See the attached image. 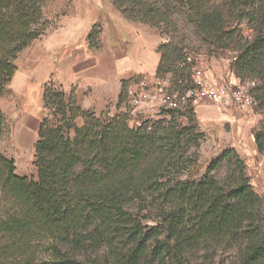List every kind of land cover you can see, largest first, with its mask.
Masks as SVG:
<instances>
[{
	"label": "trees",
	"instance_id": "16d2710c",
	"mask_svg": "<svg viewBox=\"0 0 264 264\" xmlns=\"http://www.w3.org/2000/svg\"><path fill=\"white\" fill-rule=\"evenodd\" d=\"M53 1L0 0V98L18 55L54 24L46 18ZM112 2L125 18L150 24L161 35L174 37L180 26L189 27L209 45L205 54L236 51L231 69L240 80L257 79L254 98L264 111V0ZM96 32L94 26L88 35L94 47ZM158 51L156 76L180 72V48L161 41ZM42 100L54 111L39 124L36 174L17 175L14 159L0 148V264H139L147 252L153 260L183 264L186 249L238 231L247 241L246 259H264L261 199L234 148L212 159L198 179L181 180L177 176L193 162L180 159L195 143L188 125L171 119L151 131L131 128L122 111L105 117L104 111L84 110L73 90L67 93L52 79L42 86ZM80 116L81 127L75 125ZM261 128L252 133L264 153V119ZM3 134L0 108V141ZM148 218L156 226H144ZM103 246L107 257L98 254Z\"/></svg>",
	"mask_w": 264,
	"mask_h": 264
},
{
	"label": "crops",
	"instance_id": "0c3cea01",
	"mask_svg": "<svg viewBox=\"0 0 264 264\" xmlns=\"http://www.w3.org/2000/svg\"><path fill=\"white\" fill-rule=\"evenodd\" d=\"M94 26L96 47L90 44L88 37ZM161 41L158 28L125 18L112 0H71L66 12L55 19L52 27L23 50L19 68L24 83L22 88L25 90L33 71L43 68L47 73L46 80L40 83L41 89L52 79L67 93L73 90L82 109L102 112L110 105L116 107L124 81L140 75L151 79L156 76ZM200 65L209 78L221 76L231 83L240 80L227 59L216 53L204 54ZM207 104L196 105L194 112L201 116L209 114ZM219 110L222 111L218 112L221 119L230 122L234 131L241 130L232 148H236V152L243 149L241 143L246 138L248 145L257 149L251 133L256 119L253 112L232 108ZM39 124L40 121L30 116H23L16 123V127L20 126L17 140L24 143L21 135L26 132L28 139H32L27 145L29 151L37 139ZM22 158H25L24 167L20 170L25 171L27 156Z\"/></svg>",
	"mask_w": 264,
	"mask_h": 264
},
{
	"label": "rangeland",
	"instance_id": "374dc122",
	"mask_svg": "<svg viewBox=\"0 0 264 264\" xmlns=\"http://www.w3.org/2000/svg\"><path fill=\"white\" fill-rule=\"evenodd\" d=\"M70 4L71 0H54L47 9L46 18L53 20L54 22L58 17L56 16L54 18L55 14L59 13V16L64 14ZM189 16L191 17L190 14ZM186 21L187 17L184 19V22ZM51 27L52 25H50L49 28ZM244 29H246V27H244ZM161 37L163 43H171L173 47L180 48L181 55L180 57H177L176 61L182 59L186 51H202L203 53L210 52L209 45H202L200 39L193 35L191 29L189 27H185V25L180 26L174 37L167 35H161ZM24 52L25 51L21 52L15 61L17 71L15 72L14 79L12 80L13 82L11 81L4 88L3 94L0 98V108L4 115V134L0 141V148L4 155L13 158L16 162L15 172L17 175L20 176L24 174L26 176H34L36 174V167L33 164L34 143L31 146L32 150L29 151L27 145H30L32 139L29 140V136H27V134L24 136L21 135L24 143H20V141L17 140L16 133L20 126L16 127V123H18L20 118L23 116L34 117L36 122L41 121L43 118L50 119L52 118L54 110L45 106L42 100V89L40 88V83L46 80L45 77L47 71L45 69L39 68L36 71H33V73L29 75V81L25 90L22 88L24 83L23 77L19 73V68ZM231 52L236 51L225 49H218L215 51L217 55L223 58L225 57L226 59L230 56ZM223 78L225 79V77ZM247 79L254 80L255 78H244V80ZM121 107L122 106L118 105L116 107L113 105L108 106V108L104 110L105 117H112L113 115L119 113V111H121ZM206 107L209 114L201 116L193 111V114L182 122L184 125H188L187 127L193 130V140L196 144L192 142L182 154V158H180L181 160L192 159L193 162L177 176L178 179L196 180L204 175L208 163L223 150L232 148L231 145L237 143L234 138H237L239 133H241V130L238 131V129L234 131L232 125L226 119H221L222 117L218 114L221 110H219V107L215 104L209 103ZM211 110L212 113H210ZM252 112L256 119L253 123V127L251 128V133L262 129L261 125L264 119V111L256 104V100L254 108H252ZM99 113L96 112L97 115H99ZM83 123L84 117L80 116L76 118V126L81 127ZM27 129L30 130L29 125L27 126ZM69 136H74V128L69 130ZM241 144L243 149L239 148L237 153L245 161L247 174L250 178L253 189L260 196L261 216L259 217V221L264 231V153H260L257 149L253 150L250 145H248L246 138H243V142ZM26 156L27 167L25 171H22L20 168L24 167L25 160V158L23 159L22 157ZM225 172L226 167L223 165L217 170V175L219 177L223 176ZM137 207V205L134 207V211H137ZM144 214L145 212L142 213V215ZM142 223L146 227L156 226V221H154L153 218L142 219ZM160 237H162V235H160ZM246 242L245 237L241 235V231H238L234 235L199 243L186 249L183 264H264V259H259L257 261H249L246 259ZM148 243L153 245V238H150ZM106 249L107 248L104 246L101 247L98 250L99 256L106 255L107 257ZM149 254L150 252H147L146 259L141 261L139 264H179L171 258H166L165 262H163V259L161 258L153 260Z\"/></svg>",
	"mask_w": 264,
	"mask_h": 264
},
{
	"label": "built area",
	"instance_id": "2783aa9c",
	"mask_svg": "<svg viewBox=\"0 0 264 264\" xmlns=\"http://www.w3.org/2000/svg\"><path fill=\"white\" fill-rule=\"evenodd\" d=\"M202 51H186L177 63L180 72L168 71L149 78L144 75L126 80L121 111L129 127L151 131L157 124L171 119L182 123L186 111L201 103L222 109L251 112L255 105L253 79L231 83L223 77H207L201 67ZM236 59L231 52L228 63Z\"/></svg>",
	"mask_w": 264,
	"mask_h": 264
},
{
	"label": "bare ground",
	"instance_id": "6f19581e",
	"mask_svg": "<svg viewBox=\"0 0 264 264\" xmlns=\"http://www.w3.org/2000/svg\"><path fill=\"white\" fill-rule=\"evenodd\" d=\"M27 136H28V133H27Z\"/></svg>",
	"mask_w": 264,
	"mask_h": 264
}]
</instances>
